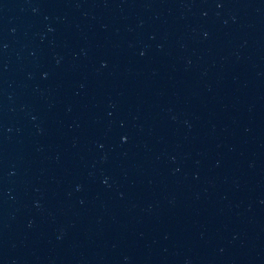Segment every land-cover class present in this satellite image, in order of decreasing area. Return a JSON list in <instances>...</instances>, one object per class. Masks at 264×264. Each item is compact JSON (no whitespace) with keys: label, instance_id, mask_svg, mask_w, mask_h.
Segmentation results:
<instances>
[{"label":"water","instance_id":"1","mask_svg":"<svg viewBox=\"0 0 264 264\" xmlns=\"http://www.w3.org/2000/svg\"><path fill=\"white\" fill-rule=\"evenodd\" d=\"M0 264H264V0H0Z\"/></svg>","mask_w":264,"mask_h":264}]
</instances>
